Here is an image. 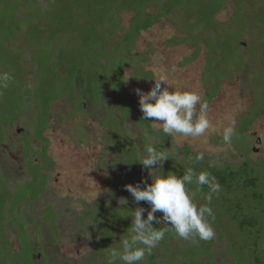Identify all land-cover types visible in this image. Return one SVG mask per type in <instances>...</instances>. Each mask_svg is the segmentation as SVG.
Wrapping results in <instances>:
<instances>
[{
    "label": "rangeland",
    "instance_id": "rangeland-1",
    "mask_svg": "<svg viewBox=\"0 0 264 264\" xmlns=\"http://www.w3.org/2000/svg\"><path fill=\"white\" fill-rule=\"evenodd\" d=\"M23 2L24 5L19 7L20 18L28 5V0ZM238 5L240 7H236L237 4L233 0H226L213 16L217 28L212 29L207 26L201 36L197 35L199 27L187 29V20L182 13L179 15L173 12L171 16L158 19L149 28L141 31L134 41L127 57L128 62L123 67V75L117 70L108 71L106 64L99 71L91 63V58L88 59L87 56L84 58L82 55L81 58L86 59L87 64L83 74L85 81H88L82 86L75 85L71 77L75 67L84 68L82 60L75 58L73 61V58L77 57L75 51L68 57H64L63 54L57 55L58 60L54 57L56 61L46 64L51 69L49 72L46 71L45 75H41L40 71L37 75L38 67L35 61L37 55L34 53L31 55L29 50L22 53L21 61L27 67L22 74L23 86L34 87L37 77L38 83L43 77L44 81L51 82L45 87L44 84L39 83V89L34 93L37 99L31 98L21 108L13 126L5 129V138L0 143L2 144L0 146V188H2L0 189V264L6 261V256L19 255L22 247L24 251L30 252V255L34 247L32 258L23 251L18 260L11 257L10 261H13V264L15 260L17 264H29L30 258L32 264H53L54 261L56 264L106 262L107 258L100 257L99 240L94 238L99 232L87 230V234L83 235L82 230L91 221L86 214L93 212L94 203H98L100 208L107 205V201L100 202V199H113L112 205L123 208L125 206L118 203L121 197L130 202L125 197L126 188H121L119 184L122 183H117L119 180L117 178L126 175V172H122L124 166L116 159L119 151L114 148L115 145L107 141L108 139L106 140L109 124L117 125L119 117L122 116L120 104L111 88L116 90L123 85L133 100L139 103L135 89L139 88L147 92L154 84L153 78L159 79L163 76L166 85L162 84V87H167L170 91H195L201 95L202 101L207 95L214 93L215 95L208 102L207 117L210 121L208 131L196 138L171 135L169 144L172 150L170 151L174 156L181 158L185 153L184 148L188 147L191 157L197 152L204 153V164L209 160L215 165L225 163L238 168L244 159V151L252 148V152L247 154L253 161L260 165L264 162V53L261 52V45L264 46V25L259 29L260 24L254 17H248L250 19L244 27L241 22L248 12H258L262 9L264 0H256L254 4L250 0H243L242 5ZM53 6L50 0L46 7L52 9ZM154 10L153 7H147L144 11L148 14L153 13ZM209 13V9H197L195 15H190L198 22L205 16L208 17ZM132 15L131 10L120 13L121 25L115 31V35L113 34L116 39L123 35V30L128 26ZM205 21L210 23L208 20ZM93 23L96 22H92L91 25ZM215 30L219 32L217 35L220 38L219 43L217 38L209 39ZM95 32L98 34V31ZM187 32H191L194 37L190 35L188 40L172 44L171 40L183 38ZM196 36L200 39L197 52L193 45L194 41L196 43L198 41ZM18 38L22 43L26 42L22 34H18ZM97 38L93 37V40ZM109 48L112 51L107 61L109 64L115 66L116 63L124 60L122 52L126 51L127 47L114 45ZM58 62L64 63V70L60 69V66L55 68ZM38 66L40 68L39 62ZM108 75L112 77L105 78ZM126 77L127 80H123ZM208 80L210 82H207ZM10 87L12 92L15 86ZM10 95L8 94L6 99L2 97L3 101L9 102ZM49 102L50 106H48ZM46 106L48 107L43 111ZM136 111H140V108ZM7 115L11 118L12 110L6 112L3 117ZM233 123L236 132L232 142L220 145L224 129ZM149 124L154 132H159L162 128L157 122L149 121ZM245 124L249 125L245 129L246 133H243ZM124 126L126 127L124 133H128V138L131 137L140 145H143L144 139L149 143L153 140L157 141V136L147 134L144 126H138L130 119L124 122ZM124 126L120 125L118 128ZM36 133H40L39 139L35 137ZM118 136V132L112 134L110 132L108 138L111 140L114 138L116 141ZM163 146L164 149L167 147ZM45 154L48 157H45ZM165 164L163 162L162 168L167 173L170 170ZM197 166L189 158H184L182 163L176 164L180 175L189 167L196 169ZM173 172L177 171L173 170ZM143 178L145 180L144 170L134 173L135 184L143 183ZM21 192L42 193L37 196L39 198L28 200ZM22 197L25 199L23 200ZM15 199L18 204H14ZM213 199L216 200L215 197ZM197 202L200 205L204 204L203 197H199ZM109 203L111 204L110 201ZM135 206L146 210L150 208L143 201ZM211 207L215 215L218 212L220 216H226L221 202L218 205L213 201ZM53 210L58 213L56 221L62 227L60 233H58L60 226L57 227L52 223ZM143 215L146 216L147 211ZM156 216L160 217L161 213H156ZM222 219L223 224H220V227L222 230H227L229 228L227 219ZM21 223L23 230L18 229ZM211 223L214 236H217L214 261L217 264H233L228 246L229 238L225 237L224 232L222 236L220 230L215 228L213 224L216 223L215 220H211ZM17 234L21 237V243L17 239ZM230 234L228 232V235ZM55 240L58 245L54 244ZM236 241L240 242L238 239ZM174 242L176 248L184 247L179 241ZM44 243L47 246L46 261L40 254V247ZM183 247L178 251L179 259L174 264L182 263ZM51 248L55 249L50 251ZM262 252L264 253V250ZM158 257L159 260L164 258L162 255ZM236 261L238 263L242 261L240 255H236Z\"/></svg>",
    "mask_w": 264,
    "mask_h": 264
},
{
    "label": "trees",
    "instance_id": "trees-1",
    "mask_svg": "<svg viewBox=\"0 0 264 264\" xmlns=\"http://www.w3.org/2000/svg\"><path fill=\"white\" fill-rule=\"evenodd\" d=\"M225 1L226 0H52L54 6L50 9L46 7L49 5L50 0H46L45 2L41 0H28L27 8L25 12H23L22 18H20L19 16L21 13L19 7L24 5L23 0H0V72H9L14 77L13 82L10 83L8 88L0 90V143L1 140L5 138V129L8 126H13V122L18 118V112H20L21 108L26 105L31 98L37 99L34 93L39 89L38 85L44 84L43 87H45L51 82L44 81L43 77L41 81H39V84L37 77L36 87L23 86L22 74L27 69L23 61H21L24 51L29 50L31 55L32 53L37 55L35 58L38 67L37 75L39 71L41 75H45L46 71L49 72L51 67L46 66V64L58 60L59 57H57V55L63 54L64 57H68L71 52L75 51L77 57H74L73 61L75 58L82 60L84 62V68L75 67L71 77L75 85L78 84L82 86V84L88 83V81H85L83 74L87 66L85 63L86 59H84L85 56H87L88 59L91 58V63H93L99 71H101L102 66L106 64L108 71L114 72L117 70L123 75V67L128 62L127 57L129 51L141 31L149 28L158 19L171 16L173 12H176L179 15L182 13V16L187 20V29L189 27H192L191 29H193V27H199L200 29L197 35L201 36L204 34L207 26L212 29L217 28L218 25L217 22L214 21L213 16L220 10ZM233 1L237 4L236 7H240L238 4L242 5L243 2V0ZM255 1L256 0H250L252 4H254ZM147 7H153L155 9L154 12L145 13L144 10ZM262 7L263 8L258 12H248V14L245 15L246 18L241 20L242 27L248 23L250 19L248 17H254L260 24V29V27L264 25V16H262L264 5ZM197 9H209L210 15L196 22L194 17L190 14L195 15ZM126 10L133 11V15L129 20L128 26L123 30V35L116 39L113 34L115 35V31L120 28V13ZM258 16H260V18H258ZM205 20H208L210 23H206ZM92 22L96 23L91 25ZM95 31H98V34H96ZM218 33L219 32L215 30L214 34L209 39L217 38V43H219L220 38L217 37ZM18 34H22L23 38L26 39L25 43H22L19 39L20 37L18 38ZM190 35L194 37L191 32H187L185 37L173 39L171 42L172 44H176L188 40ZM93 37L98 38L93 40ZM195 38L198 40L197 43L194 41V44H191L196 47L197 52L200 39L197 36ZM209 39L207 40L208 44L210 42ZM114 45L117 47L125 46L127 50L122 52L124 60L112 66L107 61L110 56L109 53L112 52L109 46ZM219 45L217 47H219ZM261 46V52L264 53V46ZM47 47L53 48V50L50 51ZM82 55H84V58H81ZM38 62L40 63V68ZM54 65L55 64H53V66ZM59 66L60 69H63L64 63L58 62L55 68ZM109 77L112 76L108 75L105 78ZM207 82L210 81L208 80ZM10 86H15L12 92L10 91ZM110 90L114 91L122 112V116L119 117L117 125L109 124L108 128V136L110 132L111 134L118 132V138L116 141L114 138H112V140L109 139L108 136L106 138L108 142L115 145V149H118L119 155H117L116 159H119L121 165L124 166L122 172H126V175L117 178L119 179L117 183H122V185L119 184L120 187L125 188L127 184L135 185L133 176L138 170H144L145 180L143 178V182L147 181L150 183L151 179L148 170L139 162L132 161L138 154L143 152L145 146H154L158 151L170 152L172 158H168L164 161L167 164V169L172 172L173 170L177 171L175 174L180 175V172L176 168V164L182 163L184 158L190 159L189 148H184L185 153L181 158L174 156L172 151H170L172 150V146L169 144L171 141L170 136L165 135L162 130L154 132L150 127L149 121L143 120V113L136 111V109L139 108V103L133 100L124 86L120 85L116 90L112 88ZM8 94H11V100L9 102H4L2 97L6 99ZM214 95V93L207 95L204 101L208 103ZM50 104L49 102L48 106H50ZM48 106H46L43 111H45ZM95 108L96 107H94V109ZM9 110H12V117L9 118L8 115L7 117H3ZM129 119L138 126H144L147 134L157 136V141L153 140L149 143L148 140L144 139L143 145H140L134 142L131 137L128 138V133H124L126 130L124 122ZM247 119L246 117V120ZM121 120L123 121L120 123ZM120 125L124 127L118 128ZM248 125H244L243 133H246L247 130L245 129ZM35 137L39 139L41 137L40 133H36ZM219 143L221 145L224 141L222 140ZM1 145L2 144H0V146ZM163 145L167 147L164 149ZM239 150L241 149L239 148ZM250 152H252V148L244 151V159L238 168H234L225 163L222 165H215L208 160V165L201 161L197 164L199 168L197 166L195 169L197 172L200 171V168L201 170H207L222 186V191L218 194V197H215L216 200L213 199V201L218 205L221 202V206L226 211V216H220L217 212L214 218L216 223L213 224L215 228L220 230L222 236L224 232L225 237L229 238L228 246L231 250V259H233L232 262H234V264H264V253L262 252V250H264V162H262L261 165L254 162L249 154H247ZM45 157L48 156L45 154ZM49 177L50 174L47 180L44 179V182L46 180L47 183ZM140 185L143 187V183H140ZM116 186L117 185H115V187ZM188 187L194 189L195 186L188 185ZM207 191V187L204 186L200 197H203L202 194H206ZM40 193L42 192H21L22 196L28 200L39 198L37 196ZM125 197L130 201L127 204L129 208L112 205L114 202L113 199L108 200L102 198L100 202L107 201V205H103V208H100V206L97 205L98 203H94L93 212H87L86 214L91 221L82 230L83 235L87 234V230L99 232V235L94 236V238L99 240L101 258H107L109 249L119 246L120 240L126 236L129 231L132 217L128 214L132 211L131 209L136 207L135 204L137 203L127 191H125ZM25 198H23V200ZM14 201V204H18L17 199ZM205 202L204 200V203ZM57 214L55 210L52 211V215L54 216V221L52 223L59 227L60 225L56 221ZM222 218L227 219L226 222L229 225L227 230H222L220 227V224H223ZM49 223L52 225L50 221ZM153 226L157 228L167 227L166 225H157L155 223ZM18 229L23 230V223L20 224ZM61 229L62 227L60 226V228H58V233L61 232ZM228 232L231 234L228 235ZM216 237L217 236H214L213 239L208 241L197 240L196 243H193L192 241L189 242L177 237L174 233H166L165 239L157 245L151 255L146 256L142 263L174 264L179 259L177 255L178 251L183 247L176 248V243L174 241L177 240L180 242V245H184V251L182 253L183 261L181 264H216L214 261V253L217 251ZM17 239L20 242L21 237L18 235ZM236 239L240 242H237ZM53 242L55 245H58L56 240ZM46 247L45 243L40 247V254L44 261L47 260ZM54 249L55 248H51L50 251ZM23 251L24 248L22 249V252ZM22 252H20V254H22ZM24 253L30 255V252L24 251ZM19 255H16V257L6 256L5 264H13L14 262L10 261L11 257H15L18 260ZM159 255L164 256V258L159 260ZM236 255H240V259H242L240 263L236 261ZM15 264H17L16 260ZM53 264H56V262L54 261ZM104 264H107V259Z\"/></svg>",
    "mask_w": 264,
    "mask_h": 264
},
{
    "label": "clouds",
    "instance_id": "clouds-1",
    "mask_svg": "<svg viewBox=\"0 0 264 264\" xmlns=\"http://www.w3.org/2000/svg\"><path fill=\"white\" fill-rule=\"evenodd\" d=\"M128 77L123 80L126 81ZM153 79L154 84L147 92L135 89L143 120L159 123L162 125L160 130L168 136H203L210 128L207 101H202L201 95L195 91H170L167 87H162V84L166 85L163 76ZM13 80L11 73L0 72V90L8 88ZM235 132L234 123L224 129L222 139L225 144L232 142ZM168 158H172L170 152L146 146L143 152L132 160L148 170L151 182H143V187L140 184H127L125 188L137 204L143 201L150 208L131 209L128 214L132 217L128 234L120 240L119 246L109 249L107 264H142L146 256L152 254L169 232L193 243L214 238L211 220H214L215 213L211 203L222 191L221 184L207 170L197 172L192 167L182 175L171 171L165 173L162 164ZM204 159L203 152H197L194 157H190L193 164H198ZM188 185L195 187L189 189ZM204 186L208 189L207 193L203 194L206 203L200 205L197 201ZM118 203L127 208L126 198L121 197ZM145 211L146 216L143 215ZM158 212L161 213L160 217L156 216ZM154 223L167 227L157 228L153 226Z\"/></svg>",
    "mask_w": 264,
    "mask_h": 264
},
{
    "label": "flooded vegetation",
    "instance_id": "flooded-vegetation-1",
    "mask_svg": "<svg viewBox=\"0 0 264 264\" xmlns=\"http://www.w3.org/2000/svg\"><path fill=\"white\" fill-rule=\"evenodd\" d=\"M23 249V248H22ZM21 249V250H22ZM33 254V253H32ZM32 254L30 255V257L32 258ZM30 258V264H32V259ZM2 264H5V262L4 263H2ZM216 264H217V262H216ZM233 264H234V262H233Z\"/></svg>",
    "mask_w": 264,
    "mask_h": 264
}]
</instances>
